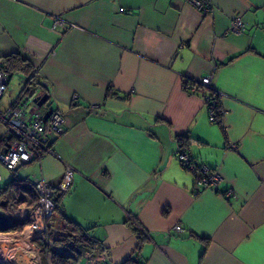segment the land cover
Returning a JSON list of instances; mask_svg holds the SVG:
<instances>
[{
    "label": "crops",
    "instance_id": "obj_1",
    "mask_svg": "<svg viewBox=\"0 0 264 264\" xmlns=\"http://www.w3.org/2000/svg\"><path fill=\"white\" fill-rule=\"evenodd\" d=\"M211 2L205 16L183 0H0V60L29 65L6 73L0 110L36 75L28 89L48 95L41 111L63 117L52 154L0 164V191L14 190L23 216L32 181L55 187L72 169L57 207L93 243L66 253L72 264H264V0ZM54 16L65 27L52 29ZM209 75L215 123L206 91L183 86ZM181 137L191 160L220 173L216 187L193 190ZM12 141L0 127V155Z\"/></svg>",
    "mask_w": 264,
    "mask_h": 264
},
{
    "label": "built area",
    "instance_id": "obj_2",
    "mask_svg": "<svg viewBox=\"0 0 264 264\" xmlns=\"http://www.w3.org/2000/svg\"><path fill=\"white\" fill-rule=\"evenodd\" d=\"M183 1L194 6L202 15H210L213 11L211 0ZM65 25L62 17H52V29L63 28ZM242 27L241 18L235 17L230 21L229 32L239 33ZM211 81V75L205 76L196 82V87L206 91L207 95L203 100L208 120L215 123L221 111L218 95L212 88ZM26 82L27 80L24 84ZM8 84V75L0 70V99L6 92ZM25 97L14 106L4 111L0 110V127H5L13 140L7 151L0 155V164L9 171L25 166L35 158L40 159L44 155L52 154L50 138L59 134L63 124V117L59 112L54 111L45 119L42 107L32 102L30 94ZM176 157L181 166L194 175L195 192L214 188L222 181L218 171L194 162L185 150L179 151ZM71 178L72 169L66 167L55 187L42 180L32 181L31 191L36 201L23 216L19 215L16 209L18 198L14 190L9 188L0 191V215L9 222V226L16 222L24 224L20 231H0V264H42V256H45L48 263L52 254H62L61 247L55 245L54 241L66 236L71 229L61 216L56 214L55 203L58 194L68 190ZM175 230L180 232L181 228L176 226Z\"/></svg>",
    "mask_w": 264,
    "mask_h": 264
},
{
    "label": "trees",
    "instance_id": "obj_3",
    "mask_svg": "<svg viewBox=\"0 0 264 264\" xmlns=\"http://www.w3.org/2000/svg\"><path fill=\"white\" fill-rule=\"evenodd\" d=\"M0 61H2L3 66L0 67V70L11 74L14 70H25L29 68V65L27 63H24L25 61L21 60L20 58L16 56H9L2 58ZM22 65V66H21ZM37 79L36 75H31L29 79L27 80L25 87L23 88L24 95L32 94L30 89L28 87L34 85L36 86ZM183 86L186 90H189L193 87H196V82L185 80L183 83ZM199 90L204 91L197 87ZM41 95V94H40ZM207 95L206 93L203 94V97ZM212 95V94H210ZM15 105V104H14ZM13 105V106H14ZM188 138L181 137L178 140L179 143V151L184 150V146L186 145V141ZM31 189V185H30ZM59 196V194H58ZM36 198V197H35ZM58 197L57 201L55 203V212L57 215H60L61 218L65 221L66 225L70 227L71 231L66 236H62L57 241H54V244L57 246H60L62 249V253H72L76 256L84 255L85 253H90L93 248V243L90 238V235L88 234V230H83L79 226H76L74 223H72L67 217L64 215V212L62 210L59 211V208L57 207ZM24 224L21 222H16L9 226L8 231H20L23 228ZM133 232L137 235V238H140L141 231L138 228H132ZM56 254L54 253L53 259ZM54 264H57L55 260H53ZM123 264H138L132 259H129L125 261Z\"/></svg>",
    "mask_w": 264,
    "mask_h": 264
},
{
    "label": "water",
    "instance_id": "obj_4",
    "mask_svg": "<svg viewBox=\"0 0 264 264\" xmlns=\"http://www.w3.org/2000/svg\"><path fill=\"white\" fill-rule=\"evenodd\" d=\"M36 91H34L31 94L32 102L33 103H36L38 106L42 107L43 105H45L47 103V101H48V95L47 94L40 95ZM35 94H37V95H35ZM50 114H51V111H47L44 114V118L47 119ZM8 228H9V222L0 215V231H7Z\"/></svg>",
    "mask_w": 264,
    "mask_h": 264
},
{
    "label": "rangeland",
    "instance_id": "obj_5",
    "mask_svg": "<svg viewBox=\"0 0 264 264\" xmlns=\"http://www.w3.org/2000/svg\"><path fill=\"white\" fill-rule=\"evenodd\" d=\"M19 78V76L17 75V74H14V75H12V80H17ZM31 95V94H30ZM35 95H37V94H35ZM48 104V103H47ZM4 167V166H3ZM57 250V249H56ZM54 255V254H53ZM58 255V254H57ZM56 255V256H57ZM54 256L55 257V259H56V262H57V264H66V263H68V264H72V261L69 259V258H66V256H65V254L64 253H62V254H60L59 256ZM52 257V256H51ZM42 258H43V260H42V264H54L53 262H51L50 261V259H49V262L47 263L46 262V259H45V256H42Z\"/></svg>",
    "mask_w": 264,
    "mask_h": 264
},
{
    "label": "bare ground",
    "instance_id": "obj_6",
    "mask_svg": "<svg viewBox=\"0 0 264 264\" xmlns=\"http://www.w3.org/2000/svg\"><path fill=\"white\" fill-rule=\"evenodd\" d=\"M17 103V102H16ZM52 113V112H51Z\"/></svg>",
    "mask_w": 264,
    "mask_h": 264
}]
</instances>
